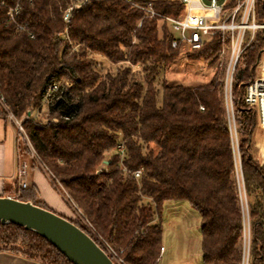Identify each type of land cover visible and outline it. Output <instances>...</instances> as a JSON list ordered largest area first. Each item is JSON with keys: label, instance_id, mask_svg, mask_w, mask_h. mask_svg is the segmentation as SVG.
<instances>
[{"label": "trees", "instance_id": "trees-1", "mask_svg": "<svg viewBox=\"0 0 264 264\" xmlns=\"http://www.w3.org/2000/svg\"><path fill=\"white\" fill-rule=\"evenodd\" d=\"M138 1L165 16L183 10L179 1ZM18 3L22 30L7 15ZM68 4L0 0V95L8 111L23 119L36 154L32 167H45L93 230L66 218L124 264H158L163 205L187 200L201 217L203 264H264V163L254 141L257 113L245 101L264 53V31L245 49L233 76L238 162L220 32L200 49L173 47L175 34L166 20L122 0H91L66 24ZM257 11L264 21V0ZM202 69L205 77L198 78ZM55 83L44 112L50 122L25 117L41 112ZM8 111L1 107L3 117ZM17 148L30 152L21 142ZM137 170L143 171L140 177ZM37 195L32 187L18 198L47 208ZM1 251L41 264H73L47 239L15 224H0Z\"/></svg>", "mask_w": 264, "mask_h": 264}, {"label": "built area", "instance_id": "built-area-1", "mask_svg": "<svg viewBox=\"0 0 264 264\" xmlns=\"http://www.w3.org/2000/svg\"><path fill=\"white\" fill-rule=\"evenodd\" d=\"M90 1L91 0H69V4L63 13L64 22L68 24L71 21L73 11ZM122 1L129 4L133 8L139 9L145 14V16L158 17L161 20H166L170 24V27L175 34V38L172 41L173 47H178L181 44H185L192 49H200L207 39L213 37L218 32L222 34V47L220 49L219 55L227 59L225 71V98L227 102V112L230 127L232 132H234L233 130L236 132L235 118L231 100L232 82L234 72L241 55L254 40L256 34L259 31H264V21H260L258 19V0H235V4L233 6H229L232 0H173L179 1L183 6L182 14L178 17L165 16L157 12L152 7L151 3L145 4L138 0ZM20 12L21 6L19 3L14 6H10L7 9L9 21L15 24L17 30L24 29V25L18 21ZM57 89L58 86L56 83L49 87L41 105L42 113L43 111L45 112L48 110L50 95ZM229 100L231 101L232 114L228 108ZM245 101L256 111L258 117V126L260 122L264 124V53L262 55L261 62L258 65V74L246 86ZM0 106L8 111V106L4 96L2 95H0ZM8 114L9 117L14 119L17 128L19 129V134H22L29 149L32 152V156L35 157L36 154L32 144L24 132L22 124L23 119L15 118L10 112ZM40 114L41 112L36 110L34 112H29L25 117L43 124L50 122L47 118V121H43V119L40 118ZM117 151L123 158L126 151L123 143H120L117 146ZM18 157L19 159L21 157L19 150ZM20 162L21 165L19 168V177L21 178V186L26 188L28 186L26 181L28 175V165L25 161L23 162L20 160ZM142 174V170H137L134 173L136 177H140ZM237 174L240 181L239 170ZM70 204L72 205V203ZM73 208L82 224H84L89 230H93L91 223L83 215H81L79 211L76 210L75 206H73ZM244 209L247 212V204ZM102 248L112 258L115 264H124L123 260L119 258L114 250H112L109 246L103 245ZM161 251H164V247H162Z\"/></svg>", "mask_w": 264, "mask_h": 264}, {"label": "rangeland", "instance_id": "rangeland-1", "mask_svg": "<svg viewBox=\"0 0 264 264\" xmlns=\"http://www.w3.org/2000/svg\"><path fill=\"white\" fill-rule=\"evenodd\" d=\"M104 65L107 66L106 62ZM125 65V63H119L118 66ZM115 66H111V70H114ZM138 67H134V70H138ZM205 70H201V73H198V78H204ZM227 108V102H226ZM228 108L232 114L231 101L228 102ZM42 112V111H41ZM46 112V111H45ZM11 118V117H10ZM40 118L43 121H47L46 115L43 111L40 114ZM15 123L14 119L11 118ZM16 125V123H15ZM236 128V126H235ZM17 142H21L22 146H26L27 142L25 141L22 134H19V129L17 128ZM234 134V145L236 154L239 162V154L237 149V136L235 130ZM21 135V137H18ZM23 138V139H22ZM258 143L259 147L264 154V124L260 122L258 126ZM26 142V143H25ZM28 146V145H27ZM19 150V149H18ZM20 152V151H19ZM20 160L25 161L28 165V177L35 176V172L32 167V152L23 151L20 152ZM36 157V156H35ZM263 157V156H262ZM261 159V158H260ZM39 168L40 172L37 173V180L39 187L43 193V197H39L40 200L45 199L47 203H57V206H52L50 210L56 212L57 214L64 216L68 215L69 218L74 221H79V217L76 214L74 208H72L67 201L64 193L61 188L53 183L47 170L40 164L35 166ZM239 167L240 181L242 186V174ZM47 175V176H46ZM28 182V181H27ZM244 207L246 206L245 194L242 186ZM60 205V207H59ZM161 222L163 225V239L162 245L165 249L164 254L161 255L158 264H203L202 259V233H201V217L198 211L190 204L187 200H171L166 201L163 205L161 211ZM246 243L247 247L249 244V226L247 224L246 230Z\"/></svg>", "mask_w": 264, "mask_h": 264}, {"label": "water", "instance_id": "water-1", "mask_svg": "<svg viewBox=\"0 0 264 264\" xmlns=\"http://www.w3.org/2000/svg\"><path fill=\"white\" fill-rule=\"evenodd\" d=\"M0 224H15L39 234L73 264H115L105 250L79 226L32 201L0 196Z\"/></svg>", "mask_w": 264, "mask_h": 264}, {"label": "crops", "instance_id": "crops-1", "mask_svg": "<svg viewBox=\"0 0 264 264\" xmlns=\"http://www.w3.org/2000/svg\"><path fill=\"white\" fill-rule=\"evenodd\" d=\"M1 110V106H0ZM258 125L255 133V146L257 148V156L261 163H264V154L258 143ZM263 156V157H262ZM261 158V159H260ZM21 162L18 157L17 150V129L13 120L8 117L5 118L1 115L0 112V196H9L18 198L22 193L27 192L32 187L37 189V197H43V193L40 189V185L37 180V173L40 172L37 167L33 168V171L36 173L35 176L31 178H26L28 181V186L23 188L21 186V178L19 177V168ZM47 176V175H46ZM32 201V200H29ZM47 208H52V206H57V203H47L45 199L42 200ZM33 202V201H32ZM70 204V203H69ZM73 208V206L70 204ZM60 207V205H59ZM68 217V215H64ZM165 251V249H164ZM164 251L161 252V255L164 254ZM0 264H41L39 262L26 259L22 256L1 251L0 252Z\"/></svg>", "mask_w": 264, "mask_h": 264}]
</instances>
